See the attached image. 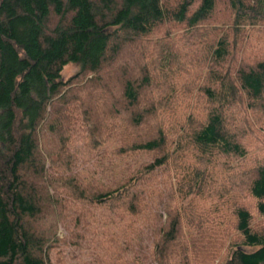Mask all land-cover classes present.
Returning a JSON list of instances; mask_svg holds the SVG:
<instances>
[{
    "label": "trees",
    "instance_id": "16d2710c",
    "mask_svg": "<svg viewBox=\"0 0 264 264\" xmlns=\"http://www.w3.org/2000/svg\"><path fill=\"white\" fill-rule=\"evenodd\" d=\"M248 197L264 0H0V264H264Z\"/></svg>",
    "mask_w": 264,
    "mask_h": 264
},
{
    "label": "rangeland",
    "instance_id": "374dc122",
    "mask_svg": "<svg viewBox=\"0 0 264 264\" xmlns=\"http://www.w3.org/2000/svg\"><path fill=\"white\" fill-rule=\"evenodd\" d=\"M77 71V67L74 65H67L64 70H63V75L64 78H68L69 76H71L72 74H74ZM74 86L78 85V84H73ZM258 117V115H256ZM253 120H255V118H253ZM79 137V136H78ZM78 137L76 135L72 136V138L74 139V143L75 147L78 151V155L77 157H79L81 160L84 159H89L90 156H84V153L87 151L86 148L83 147V143L81 142V140L78 139ZM255 151L257 153L260 154V152H262L261 148L255 149ZM85 162V161H83ZM186 200H184L185 202ZM245 203L250 211V213L252 214V224L254 228H261L264 226V216H261L259 214V212L257 211L256 205H255V200L251 199V198H246ZM163 213V211H161ZM58 231L59 234L61 235L60 237H63L66 235V231L65 228L62 226V224L58 225ZM75 236H71L70 238H68V245L64 247V251H62L63 253L65 251H67V254L69 255V257H67V260L71 263L73 262H77V260L75 259V257H78V259L81 257L82 253L81 250L78 248H74L72 247V245L75 242ZM68 251H72V252H68ZM218 260L219 258L216 259V263L218 264ZM83 262V260H80L79 262ZM85 262V261H84ZM87 264V263H85Z\"/></svg>",
    "mask_w": 264,
    "mask_h": 264
}]
</instances>
